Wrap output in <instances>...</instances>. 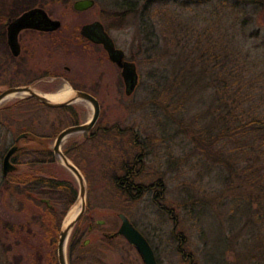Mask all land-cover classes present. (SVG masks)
Listing matches in <instances>:
<instances>
[{"label":"rangeland","instance_id":"374dc122","mask_svg":"<svg viewBox=\"0 0 264 264\" xmlns=\"http://www.w3.org/2000/svg\"><path fill=\"white\" fill-rule=\"evenodd\" d=\"M35 1L36 6L60 19L62 26L52 36L23 34L22 45L32 49L33 54L25 62L21 79L27 83L38 81L36 89L44 93L58 92L66 86L85 89L87 82L102 76L106 81V90L97 95L101 115L92 130L94 135L88 139L74 134L62 145L85 177L86 215L105 221L104 228L81 240L90 239L91 260L84 257L86 250L80 247L74 250L73 264H144L123 238L106 241L103 236L105 230L117 231L121 213L148 236L159 264H251L255 260L264 264V217H256L258 209L248 212L247 200L240 201L234 210L235 204L228 197L244 196L243 190L233 191L241 181L236 176L227 179L228 168L221 169L216 156L212 159L197 153L193 138L197 132L204 134L208 127L218 133L221 114L227 116L234 110L246 117L264 118V16L256 13L253 5L242 2L252 16L241 27L235 25L237 10L232 0L226 7L213 0L187 8H182V0H165L152 6L155 25L142 29L139 13L144 0H95V5L85 11L73 8L75 0ZM17 4L16 8L7 6L8 13L24 11L25 4ZM134 4L137 12L132 11ZM116 13L129 16L118 21L113 16ZM5 19L0 16V21ZM94 20H102L116 44L137 63L140 84L135 92L126 94L118 67L100 47L81 40V27ZM76 31L80 35L74 42ZM199 34L205 54L189 57L191 49L197 48ZM21 58H27L24 52ZM9 60L13 63L7 48L0 44L2 86L10 82L4 74ZM51 73L63 79L50 81ZM235 86L243 90L240 96L234 95ZM4 89L1 87L0 92ZM27 97L14 96L0 105V264H59L57 241L51 242L46 232L51 229L46 221V205L58 213L59 228L64 226L69 212L80 207L78 179L56 159L36 164V154L24 153L16 156L17 161L12 160L17 166L9 174L13 177L27 173L65 180L73 186L76 199L67 207L65 190L60 193L53 189V194L47 188L31 187L27 191L29 188L22 185L5 184L3 159L23 133L27 136L20 139L19 147L37 146L31 139L34 134L53 151L59 132L89 121L93 106L78 101L71 104L72 111H66L49 110L34 102L18 103ZM231 123H235L233 118ZM28 128L32 131H26ZM135 140L146 152L138 182L146 186L163 182L165 188L159 186L158 196L136 193L138 197L129 200L113 182L115 175L123 174L122 160L131 152L134 160L140 152L139 146L132 144ZM231 140V150L237 151L230 157L235 159L234 165L242 167L250 154L243 147L242 151L237 148L241 139ZM225 142H217L216 148L225 150ZM42 191H48L51 197L43 196ZM43 199H49V203ZM51 234L58 237L60 233Z\"/></svg>","mask_w":264,"mask_h":264},{"label":"trees","instance_id":"16d2710c","mask_svg":"<svg viewBox=\"0 0 264 264\" xmlns=\"http://www.w3.org/2000/svg\"><path fill=\"white\" fill-rule=\"evenodd\" d=\"M13 1L14 3L11 6L14 8H16L14 4L16 5L18 3L17 7L22 4H25V7L23 8L24 10L29 9L30 7L36 6V3H37L35 0H13ZM162 1H165V0H144V2L142 3L141 11L139 13L140 18L142 19V22H141L142 29L147 28L148 26L150 29L151 25H155L153 16H151L152 15L151 9H152V6ZM172 1H175L173 3H177V0H170L169 2H172ZM212 1L213 0H182V8H185V7L187 8L194 4L200 5L201 3H210ZM215 2L220 4L222 7H226L229 4V0H215ZM231 2H234L232 3L233 9L235 8L237 10L235 25H241V27H245L247 24L244 23V21L247 19L249 15L252 16L251 11L247 10L246 5H249V6L253 5L254 9L256 10V13L264 16V0H243V1L232 0ZM242 2L246 5H244ZM135 6H136L135 4L132 6L133 12L138 11L137 8H135ZM245 12L246 14L244 16ZM113 16L116 17L117 20L119 21V20H123L127 18L129 14L128 13H116ZM250 20H251V17H250ZM205 32L208 33L207 31ZM79 35H80L79 32L76 31L74 39H73L74 42L76 41V39H78ZM194 35H192V37ZM62 40L60 39L61 42ZM81 40L83 39L81 38ZM202 40L203 39L200 38V34H199V38H197V41L195 42L197 48L191 49L192 55H190L189 57H193L195 54H198V56L201 55L202 57L205 54V51L203 52L201 51ZM64 41L65 39L63 40V42ZM213 61H215L214 57H213ZM240 92H243V90H240L239 88L235 86L234 95L236 96L237 94H239L240 96ZM26 102L37 103L38 105H41L49 110L57 109V110L72 111L71 105L59 107V108H51V107L45 106L44 104L37 101L33 97H27L18 103H26ZM240 114L241 116H239ZM240 114L238 111L236 112V110L229 113L227 116H224L223 114H221L220 127H219L218 133L215 132L214 127L212 128L208 127L206 128V131L204 132V134H199L197 132L196 133L197 135H195L193 138L194 140H196L195 142H197L196 144L197 153H200L202 155L205 154L208 158H212V159L214 158V156H216L215 160L219 163L221 169L228 168V173H226V178L232 180L233 176H236V178H238L241 181V184H238L241 186H237V189L233 191L238 193L243 190L242 192L244 193V196L235 197L233 195H230L228 197L229 201L235 204L234 210L237 209V207L240 204V201L247 200L249 201L248 212H250L253 209H258V212L255 213L256 217L257 218L264 217V173L259 172V171L264 170V118H261L258 116L246 117L243 113H240ZM232 118L234 119L235 123H231ZM126 129H129V127ZM26 131L31 132L32 130L31 128H28L26 129ZM92 135H94V132ZM232 138H235L237 141H240L239 139H241L239 145H236L237 148L240 151H242L241 148L243 147L244 149H247L245 153L250 154L249 155L250 158H247V163L243 165L242 167L234 165L233 161H235V159L232 156L230 157L231 153H235L237 151V149L231 150V148H234V146H231ZM31 139L37 142L38 145L30 147V148L24 147V146L20 147L19 151H17L16 154L13 156V160H16L17 155L26 153V154H36V156H38L37 158L33 160V163H36V164L55 161L53 151L46 148L45 141L43 138L33 134ZM199 139L202 141H199ZM227 139L229 140L227 141ZM224 140H226V142L222 143V147H224L225 150L222 148H216L217 142L220 143V142H223ZM132 144L137 147L139 146V148H141L142 147L141 145H143V144H140L138 140L137 141L135 140ZM64 152L66 155H68L69 153L68 150H65ZM131 153L122 160L123 174L119 176V178H118V175H115L114 181H113L117 189L121 192V194L129 200L138 197V195H135L136 193H138L137 190L134 188H130V187L133 185H138L137 183H142V182H138V179L139 180L141 179V175L136 176L130 172H127V169L125 168L126 165H128V162L133 161L131 159H132L134 152L132 156H131ZM68 156L71 158L70 155ZM122 180H129V182L127 183V188H126L127 190H125V192H123L122 188H119L117 185L119 181L120 183L122 182L123 184H125V182H123ZM4 181H5V184L9 183L12 185L15 184L17 186L22 185V186L28 187L29 189H27V191L32 190L31 187L33 189L34 188L36 189L38 188L46 189L47 188V189H50V191L53 194H55L54 191L56 190H58V192L60 193H62L61 191L65 190V192H67L66 196L69 199L67 207L73 204L76 199V189L73 186H68L69 183L65 180H55V178L32 176L30 174L28 175L27 173H25L22 176H16V177L15 176L13 177L11 175H8L6 177L4 176ZM246 185L247 187L250 188L249 192L245 189ZM230 191L232 192V190ZM19 192H21V189ZM42 195L51 197L48 191H42ZM46 209H47V213L45 215L49 217V218H46V221H49L51 223L50 224L51 229L50 230L48 229V231L46 230L45 231L47 232V236L49 233L48 238H50L51 242L56 243V241L58 242L59 236L53 237L54 235L51 233L55 231L56 232L59 231L60 233V230H61V227L59 228L60 217H58V213L55 212L51 207L46 205ZM45 215L42 216L41 218L42 220L45 219ZM235 215H237V213H235L234 216ZM39 221L40 220L38 219V222ZM257 225L259 224L257 223ZM251 226L255 227L254 225H251ZM251 229H252L251 232L257 235L256 229H253V228ZM76 248L77 247H74V245L72 244L70 245L69 254L71 258L70 259L71 264H73L72 256L74 255L73 253ZM81 250H85V248ZM53 258H55L54 260H56V254L53 255ZM259 263H260L259 260L258 261L255 260L251 262V264H259Z\"/></svg>","mask_w":264,"mask_h":264},{"label":"water","instance_id":"95a60500","mask_svg":"<svg viewBox=\"0 0 264 264\" xmlns=\"http://www.w3.org/2000/svg\"><path fill=\"white\" fill-rule=\"evenodd\" d=\"M95 2V0H75L73 3V8L77 11H85L92 8L95 5ZM61 26L62 21L50 18L44 8L33 7L25 11L10 23L8 28V45L10 46L14 55L18 56L20 54L18 35L23 29L36 28L43 31H55ZM81 34L91 41L103 44L105 50L108 52L110 60L122 68L121 74L127 88V94H131L139 83L140 75L137 69V64L133 61H127L125 59V51L121 48L115 47L114 41L108 32H106L103 23L96 21L85 24L81 29ZM72 90L74 93L72 99L59 102L51 101L45 96L46 93L31 86L11 87L0 92V105L9 96L25 92L27 93V96L33 97L45 106L51 108L68 106L78 101L88 102L93 106V115L91 119L85 123L71 125L61 130L57 135L53 146L55 159L68 170H70L76 176L80 184V210L73 219H71L69 222H65L64 226H62L60 230L57 246L59 264H69V239L75 225L85 214L87 208V185L85 177L81 170L62 150V145L69 136L74 134H82L84 137H88L101 115V104L97 97L83 90ZM26 136L27 133L19 135L16 138V143L5 154L3 159V174L5 176L16 171L17 166L12 162V156L20 149L18 146L20 139ZM43 201L49 203L48 199H43ZM120 217L122 219V225L118 233L123 235L137 249L144 264H159L154 249L148 243L142 233L136 229V227H134L125 214H121Z\"/></svg>","mask_w":264,"mask_h":264},{"label":"flooded vegetation","instance_id":"af4514ba","mask_svg":"<svg viewBox=\"0 0 264 264\" xmlns=\"http://www.w3.org/2000/svg\"><path fill=\"white\" fill-rule=\"evenodd\" d=\"M9 5H12V3L9 0H0V16H5L6 17V19H5L4 22L2 20L0 21V44H3L7 48V51H8V54H9V58H11L13 60V63H12L11 60H9L11 62L8 61L7 62V67L4 69V74L6 75L7 78H10L9 85H6V84L3 85V86L0 85V89H1V87L6 89V88H11V87H22V86H31L33 88H38L37 87L38 81H36V82H28L27 83L26 81H23L21 79L22 76H23V74L26 71V63L25 62L30 57V55L33 54L32 49H30V48L28 49L27 47L26 48L23 47V45H22L23 43H22L21 38H22L23 34L26 33V32H34V33L35 32H39L41 34H45V35H48V36H52L51 34L55 33L57 30H55V31H43V30H39V29H36V28H26V29H23L19 33V35H18V40H19V43H20V54L18 56L14 55V53L12 52L10 46L8 45V28H9V25H10V23L15 18L19 17L21 14H23L25 11H27V10H29L31 8H29L27 10H24L21 13H17V14H14L13 13L12 14L11 12L8 13V11H7V6H9ZM36 7H38V6H36ZM46 12H47V14H48V16L50 18L57 19V18H54L49 13V11L46 10ZM58 20H60V19H58ZM96 21L102 22V20H94L92 22H88V23H85V24L93 23V22H96ZM102 23L104 25V28H105L106 32H108V34L110 35V37L113 39L114 44H115V47L116 48H121V47H119L116 44L115 39L111 36V34L108 31V29L106 28V25L104 24V22H102ZM85 24H83V26ZM82 27H81V29H82ZM83 41L85 43H87V44L93 45L94 47L95 46L96 47H100L105 52V54H106L107 58L109 59V61L112 64H114V65H116L118 67L119 73L121 75V80H122V82H124L123 77H122V74H121L122 73V68H120L116 63H114V62H112L110 60L109 55H108V52L105 50L103 44L102 43H96L94 41H91V40L85 38L84 36H83ZM121 49H123V48H121ZM23 52H24V55H26V57H27L25 60H21L22 59L21 58V55H22ZM125 53H126V51H125ZM125 59L127 61H133V62H135L133 59L128 58L127 53H126ZM137 69H138V66H137ZM102 77L101 78H98V79H95L93 81H89L90 83L87 82V84H86L87 86H85L86 87L85 89H81L80 87L74 88V89L75 90H83V91H86V92L94 95L95 97H97V95H101L102 94V91H105L106 90V88H105L106 87V81ZM48 78L50 79V81H53V82L54 81H57L58 79H63L60 76H58L57 73H51L50 75H48ZM139 84H140V77H139V83H138L136 89L138 88ZM124 87H125L124 88L125 89V92L127 94V88H126L125 82H124ZM135 90H134V92H135ZM111 91H112V89H111ZM117 91L118 90H115L113 92H117ZM92 134H93V132L91 131L90 134H89V136L86 137V138H88V139L91 138L92 137ZM15 143H16V140H15ZM140 149H141L140 152H137V154L133 158L134 160L128 162V165H126V167H125L127 169V172H130V173H132V174H134L136 176L142 175V173H143V167L145 166V163H146L145 162V155H146L145 147L142 146ZM13 156H12V160H13ZM118 178H119V176H118ZM122 181L125 182V184H123L122 182H121L122 183L121 184L120 181H119V183H117V185H118L119 188H122L123 192H125V190H127L126 188H127V183L129 182V180H122ZM137 184L138 185H133L130 188L136 189L137 192H138V195L140 193L141 194H146L147 193V195H149V196L151 195V197L152 196L153 197L154 196H158L160 194V190H157L159 188V186L161 187V190L163 188H165L163 182H154V183L152 182L148 186H146L145 184H142V183H137ZM161 193H163V192H161ZM160 198H164V196L163 195H160ZM167 211H170V210H167ZM86 212H87V208H86ZM86 212L82 216V218L77 222V224L75 225V227H74V229L72 231V234L70 236V239H69V243H68V261H69V264H71V260H70L71 258H70V254H69V248H70V245L71 244L74 245V247H77V248H80V247L85 248L86 255L84 257H86V259L88 261L91 260V258L89 257V254H91L90 253L91 252L90 250L92 249L91 241H90V239L87 238L82 243L81 240L86 235H88V234H90L92 232H95L96 230H99V229L105 227V221L104 220H96L92 216H87L86 215ZM170 212H172V211H170ZM121 214H124V213H121ZM128 218H129L130 222L134 225V227H136V229H138L142 233V235L146 238V240L148 241V243L154 249V252H155V255H156L155 247L153 246L152 242L149 240L148 236L141 229H139V227L137 226V224L135 222H133V220L130 219V217H128ZM121 225H122V219H121L120 227H121ZM120 227L117 229V231H114V232H108L106 230L103 231V236L106 239V241H113L115 239L123 238L127 242V244L129 245V247L133 248L139 254V252L137 251V249L123 235H121V234L118 233L119 230H120ZM57 246H58V242H57ZM156 258H157V256H156ZM57 259H58V256H57ZM157 261H158V259H157ZM120 264H124V263L122 262Z\"/></svg>","mask_w":264,"mask_h":264},{"label":"bare ground","instance_id":"6f19581e","mask_svg":"<svg viewBox=\"0 0 264 264\" xmlns=\"http://www.w3.org/2000/svg\"><path fill=\"white\" fill-rule=\"evenodd\" d=\"M27 93H19V94H13L9 96L7 99L12 98L14 96L18 95H26ZM73 90L70 86H66L63 89L59 90L58 92H52V93H46L45 96L50 99L51 101L54 102H59V101H67L73 98ZM5 99V100H7ZM4 100V101H5ZM80 207H75L73 210H71L66 218L65 222H69L71 219H73L77 213L79 212Z\"/></svg>","mask_w":264,"mask_h":264}]
</instances>
